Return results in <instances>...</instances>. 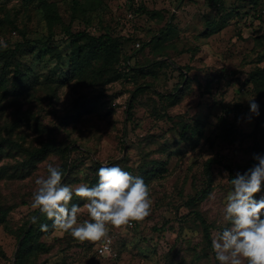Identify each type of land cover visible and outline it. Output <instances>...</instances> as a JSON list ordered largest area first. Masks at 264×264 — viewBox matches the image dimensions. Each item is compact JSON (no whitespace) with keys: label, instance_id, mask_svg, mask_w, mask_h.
<instances>
[{"label":"rangeland","instance_id":"374dc122","mask_svg":"<svg viewBox=\"0 0 264 264\" xmlns=\"http://www.w3.org/2000/svg\"><path fill=\"white\" fill-rule=\"evenodd\" d=\"M47 1L58 7L56 40L31 48L27 42L43 43L48 34L37 15L39 0H0V39L10 49L21 44L15 58L29 75L22 83L33 88L24 97L9 93L0 100V142L10 139L29 149L49 140L68 146L66 185L91 186L98 165H118L143 178L152 207L131 228L109 226L108 255L99 254L101 242H80L52 228L38 238L44 249L26 254L23 263L218 264L199 222L184 215L199 210L211 238L222 231L227 226L222 210L232 191L228 168L234 176L244 174L257 163L254 141L264 149V118L247 119L248 101L255 96L259 105L263 83L256 77L264 74V0H98L86 13L73 12L72 0ZM67 26L117 37V80L101 85L96 77L61 80L68 69L69 43L61 40ZM139 86L146 90L136 96L128 117V102ZM152 90L175 97L159 98ZM209 157L219 162L212 168L210 192L189 209L184 203L206 186ZM62 162L56 152L33 166L22 149L0 152V210L6 213L0 264L16 263L22 239L17 237L35 211V180L46 175L48 164ZM152 168L153 176L145 177L144 170ZM262 197L264 183L254 199ZM83 203L71 201L82 209L80 222L89 219Z\"/></svg>","mask_w":264,"mask_h":264},{"label":"clouds","instance_id":"9594fccd","mask_svg":"<svg viewBox=\"0 0 264 264\" xmlns=\"http://www.w3.org/2000/svg\"><path fill=\"white\" fill-rule=\"evenodd\" d=\"M7 48L8 43L0 39V50ZM248 102L247 119L251 122L252 117L260 114L259 105L255 96ZM253 159L257 163L252 168L244 174L237 173L230 181L232 191L222 210L227 226L216 231L211 239V250L218 264H264V197L259 201L254 199L264 183V156L255 155ZM96 176L97 182L91 186L87 183L66 185L62 183V168L48 164L46 175L39 176L34 182L31 208L50 220L53 229L74 240L110 245L109 226H130L151 214L150 188L142 177L132 175L118 165L102 166ZM74 197L84 201L83 210L89 219L78 221L82 209L71 204ZM29 219L32 224L38 223L37 216ZM39 231L47 233L48 224H40Z\"/></svg>","mask_w":264,"mask_h":264},{"label":"trees","instance_id":"16d2710c","mask_svg":"<svg viewBox=\"0 0 264 264\" xmlns=\"http://www.w3.org/2000/svg\"><path fill=\"white\" fill-rule=\"evenodd\" d=\"M98 0H84L82 3L79 0H72V11L78 13H86L87 11L95 10V4ZM38 6V16L45 22L47 27L48 34L46 35V40L43 43L39 41H35L31 45V48L37 47L38 45L45 44L48 47L56 40L57 34L54 32V27L59 24V13L57 3L55 1L49 2L47 0H39ZM42 17V18H41ZM86 19H88L86 17ZM85 23H89V20H82ZM15 29V28H14ZM162 29L161 31H164ZM15 33V31H13ZM61 40L69 43V52L67 55V71L65 72L63 78L64 82L67 80H89L91 78H98V82L101 84H108L115 80H117V75L115 73V66L119 62V54H120V44L117 37H113L108 32H103L98 35H93L87 32L85 29L81 31H72L69 26L64 27L62 31ZM21 44H16L14 49L7 48L6 50H0V100L5 99L9 93H12L15 97H24L25 95L31 92L32 85L30 87L27 85V81L22 83L24 80H29L28 73H23L19 69L21 63L18 59L15 58L16 52L19 50ZM48 49V48H47ZM8 58H12L11 60H7ZM12 68V69H10ZM136 69V68H134ZM11 70V71H10ZM4 73H11V77H5ZM256 80L263 82L261 85H258L262 90L260 93V101H259V115L261 118H264V74H259L256 77ZM55 84H49V86H54L58 88V83L51 82ZM41 85V84H37ZM28 86V87H27ZM31 88V89H30ZM178 87L176 88V90ZM144 87L139 86L135 89V93L133 98L128 102L126 115L129 117L131 111L134 109V102L136 96L141 93ZM154 94L159 98H168L172 99L175 97L174 93L163 94L152 90ZM258 125V124H257ZM0 142V152L8 147H16L22 149L27 157L30 159V165L33 166L35 162L42 159L46 154L50 152L59 153L63 159L61 164V168L64 172V177H67V174L70 171L69 165L67 164V158H69L70 150L68 146L61 147L54 140H49L42 143L39 147L29 149L21 147L20 144L14 140H5L1 139ZM260 153H264V149L260 146L259 142L256 140L252 146V161L256 163L257 161L253 159L255 155ZM215 164H219L218 161L214 159H209L204 164V178L206 182L205 188L200 191L196 196L188 199L183 206L187 208H192L199 201L206 198L210 192L211 184H212V168ZM102 166L98 165L96 168L99 170ZM228 168V167H227ZM230 173V178H234L235 176L232 173V170L228 168ZM154 168L145 169L143 175L145 177L153 176ZM97 182V178H95L91 185H94ZM5 212L0 210V222L5 220ZM32 216L38 217V223L32 224L30 220L25 224L23 229L20 231L17 239H21L19 243V249L16 253V263L15 264H24L23 260L26 254L32 253L35 249H44V243L39 241V236L43 233L39 231L40 224H48L49 230L52 229V222L48 220L45 216L41 215L38 210H35L32 213ZM193 216L200 224L202 228V232L204 235V239L208 250L212 253V257L214 259V254L211 250V233H210V225L207 223L203 214L199 210L190 209L184 217ZM0 254L2 251L0 250Z\"/></svg>","mask_w":264,"mask_h":264},{"label":"built area","instance_id":"2783aa9c","mask_svg":"<svg viewBox=\"0 0 264 264\" xmlns=\"http://www.w3.org/2000/svg\"><path fill=\"white\" fill-rule=\"evenodd\" d=\"M129 16H131V15H129ZM133 225H134V222H132L130 226H125L123 228H131V227H133ZM111 245H112V238H111V244L110 245H106L104 242H101L100 245H99V247H98L99 254L101 256L102 255H108V254H110V252H111Z\"/></svg>","mask_w":264,"mask_h":264}]
</instances>
